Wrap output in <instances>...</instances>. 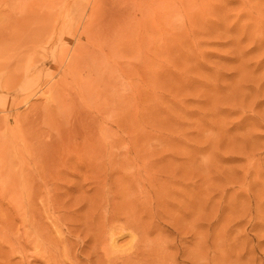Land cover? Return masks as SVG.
Returning a JSON list of instances; mask_svg holds the SVG:
<instances>
[{
  "label": "rangeland",
  "instance_id": "obj_1",
  "mask_svg": "<svg viewBox=\"0 0 264 264\" xmlns=\"http://www.w3.org/2000/svg\"><path fill=\"white\" fill-rule=\"evenodd\" d=\"M0 264H264V0H0Z\"/></svg>",
  "mask_w": 264,
  "mask_h": 264
}]
</instances>
